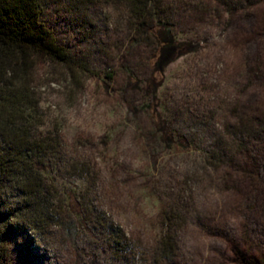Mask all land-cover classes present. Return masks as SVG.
Masks as SVG:
<instances>
[{
  "label": "rangeland",
  "instance_id": "obj_1",
  "mask_svg": "<svg viewBox=\"0 0 264 264\" xmlns=\"http://www.w3.org/2000/svg\"><path fill=\"white\" fill-rule=\"evenodd\" d=\"M260 1L232 18L215 0H167L166 50L134 43L123 5L47 8L56 35L95 74L76 87L61 67L36 64L45 130L59 129L61 151L92 171L82 186L69 175L62 210L78 230L17 236L12 264H154L161 214L177 207L176 252L159 264H240L235 246L264 252V149H231L227 165L203 153L234 136L230 123L243 114L264 111V78L249 76L264 65ZM99 217L122 230L126 252L96 229Z\"/></svg>",
  "mask_w": 264,
  "mask_h": 264
},
{
  "label": "trees",
  "instance_id": "obj_2",
  "mask_svg": "<svg viewBox=\"0 0 264 264\" xmlns=\"http://www.w3.org/2000/svg\"><path fill=\"white\" fill-rule=\"evenodd\" d=\"M54 1L57 0H0V264H12V247L16 237L23 233L43 240L54 228L64 234L78 230L76 221L64 215L65 210H62L64 197L67 198L65 192L69 190V175L81 176L82 186L88 183L92 171L87 161L76 156L71 160L61 151L63 140L59 129L45 130L41 99L35 89V67L39 61L61 67L65 80L76 87L82 84L84 75L95 74L89 61L70 49L49 24L46 12ZM67 1L78 9L93 0ZM104 1L125 7L134 43L148 42L166 50L169 45L166 43L172 40L169 38L172 17L167 0ZM215 1L232 18L237 12L250 13L261 2ZM261 68V72L255 71L249 76L264 78V65ZM230 126L229 132L234 136L218 137L214 148L203 152L205 160L212 164L215 160L228 164L231 149L248 155L252 154L253 143L264 149L263 110L243 114ZM251 165L258 167V162L253 161ZM246 178L252 180L254 177L248 175ZM260 179L254 181L257 188ZM81 190L76 194H81L82 198L85 192L83 194L84 190ZM178 209L171 208L161 214L163 226L156 249L158 259L154 264L174 258ZM94 223L96 229L108 233L118 250L127 251L128 243L118 226L103 217L95 218ZM235 247L240 264H264V252L254 254L251 246Z\"/></svg>",
  "mask_w": 264,
  "mask_h": 264
}]
</instances>
